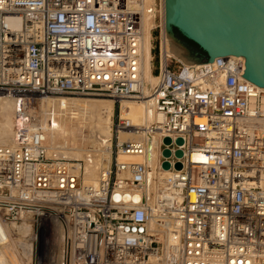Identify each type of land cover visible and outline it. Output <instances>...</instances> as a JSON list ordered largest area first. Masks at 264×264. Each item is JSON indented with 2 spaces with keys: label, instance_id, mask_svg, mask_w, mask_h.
I'll use <instances>...</instances> for the list:
<instances>
[{
  "label": "built area",
  "instance_id": "1",
  "mask_svg": "<svg viewBox=\"0 0 264 264\" xmlns=\"http://www.w3.org/2000/svg\"><path fill=\"white\" fill-rule=\"evenodd\" d=\"M144 6L0 0V93L17 113L46 97L93 95L150 101L157 116L149 125L119 119L115 133L130 129L135 137L116 142L114 160L95 184H85L81 166L77 173L70 161L46 156V130L28 114L30 130L17 128L14 142L0 145V222L27 219L40 252L41 235L50 239L56 218L64 264H264V89L241 74L242 57L193 67L162 59L160 44L157 83L147 94L140 72ZM149 139L157 169L167 171L154 205L144 184ZM119 155L142 161L120 162Z\"/></svg>",
  "mask_w": 264,
  "mask_h": 264
},
{
  "label": "bare ground",
  "instance_id": "2",
  "mask_svg": "<svg viewBox=\"0 0 264 264\" xmlns=\"http://www.w3.org/2000/svg\"><path fill=\"white\" fill-rule=\"evenodd\" d=\"M155 0H145L144 12L141 21L142 39L140 50V72L144 90L147 94L156 86L157 78L152 74L151 63V29L155 27ZM162 26L161 35L162 59L172 56L181 61L171 49L170 41L166 37V0H161ZM168 34V33H167ZM182 62V61H181ZM250 79V78H249ZM261 88V87H260ZM49 103V115L42 120V127L46 130L45 146L50 155L55 158L83 160L84 169L82 179L85 184H95L98 174L109 165L111 153V116L114 107L113 99H94L81 97H46L42 99ZM120 119L129 120L131 126L149 125L156 119V113L150 101H136L120 99ZM48 105V104H47ZM38 108V107H37ZM48 108V107H47ZM47 112V111H46ZM47 114V113H46ZM27 112L17 113L14 100L0 93V145L14 142L17 128L31 125L26 123ZM30 130V129H29ZM120 140L133 139L135 135L130 129L119 131ZM145 157L146 176L145 190L149 203L154 205L159 188L163 187L167 171L157 169L156 143L149 139ZM53 153V154H52ZM202 160L201 156H194ZM120 162L136 163L142 161L139 155H119ZM68 161V160H67ZM76 172H80V164L71 162ZM134 202L139 196L131 197ZM22 225L14 226L19 235L15 240L10 236V230L0 222V264H30L33 253L32 226L27 219ZM51 239L41 235V252H48L52 247L58 253H49L45 264H63L62 247L64 243V229L59 220L50 219ZM44 231V229H43ZM41 232L44 234V232ZM49 239V240H48ZM8 252V250L11 251ZM13 253V254H12ZM9 255V256H8ZM26 260V262H25Z\"/></svg>",
  "mask_w": 264,
  "mask_h": 264
},
{
  "label": "water",
  "instance_id": "3",
  "mask_svg": "<svg viewBox=\"0 0 264 264\" xmlns=\"http://www.w3.org/2000/svg\"><path fill=\"white\" fill-rule=\"evenodd\" d=\"M173 29L203 49L208 56L205 61L229 55L244 58L241 74L264 89V0H166V31L172 52L184 65L194 67L200 62L199 54L177 38ZM163 142L169 144L171 139L165 137ZM182 142L176 140L178 145ZM169 154L168 149L163 151V156ZM181 155L178 150L176 156ZM162 168L168 170L169 163L165 161ZM175 168L181 169V163Z\"/></svg>",
  "mask_w": 264,
  "mask_h": 264
},
{
  "label": "rangeland",
  "instance_id": "4",
  "mask_svg": "<svg viewBox=\"0 0 264 264\" xmlns=\"http://www.w3.org/2000/svg\"><path fill=\"white\" fill-rule=\"evenodd\" d=\"M155 27L151 29V63H152V74L155 76V73L157 72V66H158V58H159V46L161 44V35L164 32V27L162 26V13H161V0H157L156 4H155ZM166 32V37L167 40L170 41L169 36ZM199 63V62H198ZM81 97V98H94V99H112L110 97L107 96H93V95H88V96H79V95H56V96H51V97ZM128 100H132V99H128ZM43 103L41 104L40 102L37 103V105L33 104L30 109H28L27 115L30 114L31 112H34L35 114H33L34 116H36V118L38 119V121L41 122L42 125V120H44L45 117H47L49 115V103L46 101H42ZM48 104V105H47ZM38 107V108H37ZM48 107V108H47ZM47 111V112H46ZM47 113V114H46ZM120 119V102L114 101V107H113V111H112V116H111V129H112V136H111V153H110V159H109V164L111 163V161L114 160L115 158V145L116 142H118L120 140V136L119 134L117 135V133H115L114 131V125L115 123ZM141 125V124H139ZM53 154V153H52ZM46 156L48 158H55V156H51L50 153L47 151ZM62 158V157H59ZM65 159V158H63ZM70 162H74L76 161V163H79L81 166V176H83V169H84V161L81 160H77V159H66ZM88 184V183H87ZM90 184V183H89ZM24 222H18L16 224H10L7 225V227L11 230L13 228V230L10 231V236H12L13 239L17 240L19 239V235L17 234V231L14 229V226L16 225H22ZM12 227V228H11ZM34 233H36V229H34V231L32 232V235H34ZM45 237V236H44ZM51 239V237H50ZM42 239H41V243H42ZM3 241H0V244H3ZM41 243H40V252H39V236L37 238V241H33V253H32V257L30 260V264H45L46 262H41V260L43 261L42 258L46 259V257L49 255V253H52V247L48 249V252H46V255L41 252ZM63 249V247H62ZM13 249L8 250L9 253L13 252ZM63 251V250H62ZM53 253L57 254L58 252L56 250L53 249ZM52 253V254H53ZM13 254V253H12ZM63 254V252H62ZM9 256V255H8ZM40 259V260H39ZM63 260V264H64V259ZM26 262V260H25ZM29 264V263H28Z\"/></svg>",
  "mask_w": 264,
  "mask_h": 264
},
{
  "label": "trees",
  "instance_id": "5",
  "mask_svg": "<svg viewBox=\"0 0 264 264\" xmlns=\"http://www.w3.org/2000/svg\"><path fill=\"white\" fill-rule=\"evenodd\" d=\"M173 31H174L175 36L179 38L182 42H184L185 45L192 52L199 54L200 62L208 59L206 52L203 49H201L196 43L184 37L177 29H173Z\"/></svg>",
  "mask_w": 264,
  "mask_h": 264
}]
</instances>
